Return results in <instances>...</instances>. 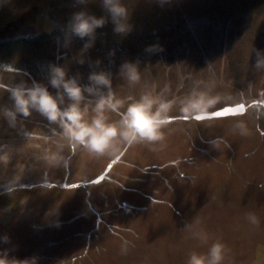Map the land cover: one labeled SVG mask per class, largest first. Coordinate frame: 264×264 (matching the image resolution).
Segmentation results:
<instances>
[{"label": "rangeland", "instance_id": "rangeland-1", "mask_svg": "<svg viewBox=\"0 0 264 264\" xmlns=\"http://www.w3.org/2000/svg\"><path fill=\"white\" fill-rule=\"evenodd\" d=\"M124 3L132 31L121 37L108 24L84 51L75 37L62 46L73 0H0V85L46 83L49 63L86 82L99 59L117 96L175 101L161 141L117 142L103 155L70 152L38 113L14 128L0 118V236L9 237L0 250L36 264H187L218 241L221 264H264V67L255 63L264 0ZM155 43L163 51H144ZM137 58L141 80L130 86L117 68ZM194 91L218 98L199 118L181 111ZM7 95L0 87V105L10 106ZM239 105L241 113L217 115Z\"/></svg>", "mask_w": 264, "mask_h": 264}, {"label": "clouds", "instance_id": "clouds-1", "mask_svg": "<svg viewBox=\"0 0 264 264\" xmlns=\"http://www.w3.org/2000/svg\"><path fill=\"white\" fill-rule=\"evenodd\" d=\"M163 7L169 0H156ZM96 4L100 14L90 11L89 5ZM74 11L64 24L63 47H67L70 38L81 41L82 49L87 51L96 40L97 30L111 24L113 34L126 37L133 28L131 14L124 0H73ZM144 51L155 54L163 51L158 43L146 45ZM110 52V55H113ZM256 66L264 67V53L257 52ZM138 58L123 60L117 73L128 85H135L141 80ZM77 64L83 65L80 58ZM6 92L10 106L0 105V118L9 127H16L19 118H27L33 112L38 113L49 124L56 125L59 136L69 151L77 147L89 153L103 155L115 151L117 142L127 145L134 143H153L163 139L162 128L172 118L168 115L174 100H168L150 92H142L138 97H119L113 90V73L101 68L100 60L92 61L82 82L79 73L69 74L62 63H49L46 83L31 79H20L10 85H0ZM217 97L205 92H192L181 103V111L194 115L206 113L207 109L217 103ZM115 114L118 119H111ZM65 144L58 145L60 151ZM48 162L56 164L61 159L60 152L47 156ZM198 239H206L202 232H193ZM7 235L0 236V243H8ZM226 252L220 242H213L206 253L193 252L187 264H221ZM0 264H36L35 258L16 259L8 256V250H0Z\"/></svg>", "mask_w": 264, "mask_h": 264}, {"label": "water", "instance_id": "water-1", "mask_svg": "<svg viewBox=\"0 0 264 264\" xmlns=\"http://www.w3.org/2000/svg\"><path fill=\"white\" fill-rule=\"evenodd\" d=\"M242 111H244V108L241 105L237 107H225L222 110H220V112H218L217 115L226 117V116H232V115L241 113Z\"/></svg>", "mask_w": 264, "mask_h": 264}, {"label": "trees", "instance_id": "trees-1", "mask_svg": "<svg viewBox=\"0 0 264 264\" xmlns=\"http://www.w3.org/2000/svg\"><path fill=\"white\" fill-rule=\"evenodd\" d=\"M40 38H42V37H40ZM5 44H7V42H5ZM27 46V45H26Z\"/></svg>", "mask_w": 264, "mask_h": 264}, {"label": "crops", "instance_id": "crops-1", "mask_svg": "<svg viewBox=\"0 0 264 264\" xmlns=\"http://www.w3.org/2000/svg\"><path fill=\"white\" fill-rule=\"evenodd\" d=\"M225 107H226V106H225ZM225 107H223V108H225ZM223 108H222V109H223ZM222 109H221V110H222Z\"/></svg>", "mask_w": 264, "mask_h": 264}]
</instances>
